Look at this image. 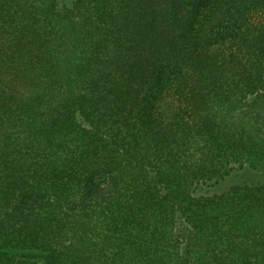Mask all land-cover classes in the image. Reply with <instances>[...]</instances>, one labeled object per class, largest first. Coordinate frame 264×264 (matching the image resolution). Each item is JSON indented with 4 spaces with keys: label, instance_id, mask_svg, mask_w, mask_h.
Wrapping results in <instances>:
<instances>
[{
    "label": "trees",
    "instance_id": "1",
    "mask_svg": "<svg viewBox=\"0 0 264 264\" xmlns=\"http://www.w3.org/2000/svg\"><path fill=\"white\" fill-rule=\"evenodd\" d=\"M240 172L264 0H0V264H264Z\"/></svg>",
    "mask_w": 264,
    "mask_h": 264
},
{
    "label": "rangeland",
    "instance_id": "2",
    "mask_svg": "<svg viewBox=\"0 0 264 264\" xmlns=\"http://www.w3.org/2000/svg\"><path fill=\"white\" fill-rule=\"evenodd\" d=\"M238 175H242V177L244 178V179L237 178L238 181H240L242 183L245 181L251 183V182H253V180L264 181V177H256L254 174H253L254 175L253 176V175H249L248 173H245V172H240V173H238ZM237 179H236V181H237ZM228 187H229V184H224L220 187V189L224 191V190H227Z\"/></svg>",
    "mask_w": 264,
    "mask_h": 264
}]
</instances>
